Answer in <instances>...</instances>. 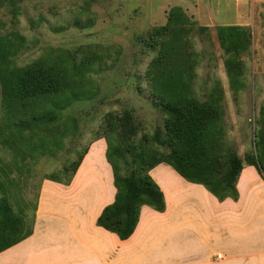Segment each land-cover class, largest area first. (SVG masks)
<instances>
[{
    "label": "rangeland",
    "instance_id": "rangeland-1",
    "mask_svg": "<svg viewBox=\"0 0 264 264\" xmlns=\"http://www.w3.org/2000/svg\"><path fill=\"white\" fill-rule=\"evenodd\" d=\"M174 7L182 8L190 21L186 36L195 64V95L203 102L215 88L222 91L225 114L219 128L244 159L255 149L264 124V0H0V39L7 37L0 43V126L9 124L10 68L37 62L57 67L76 83L70 92L83 91L68 100L62 127L52 132L54 141L62 140L55 156L26 154L17 170L13 152L0 144V166H10L14 181L8 197L16 214L23 210L28 215L29 225L41 183L63 168L72 169L91 142L103 136L107 114L130 111L137 128L134 141L145 136L159 146L153 140L156 131L166 141L167 114L150 97L146 71L157 54L149 49V37L166 27ZM228 25L245 27L250 37L249 52L237 63L238 84H233L217 39V27ZM168 147L161 149L169 152Z\"/></svg>",
    "mask_w": 264,
    "mask_h": 264
},
{
    "label": "trees",
    "instance_id": "trees-1",
    "mask_svg": "<svg viewBox=\"0 0 264 264\" xmlns=\"http://www.w3.org/2000/svg\"><path fill=\"white\" fill-rule=\"evenodd\" d=\"M189 22L182 8L174 7L166 27L155 29L149 37V49L157 54L148 66L146 78L152 101L167 114L164 121L166 141L161 138L160 131H156L153 139L159 146H153V141L145 136L134 141L137 128L130 111L123 115L107 114L103 136L97 138L106 140V158L112 167L117 190L115 201L104 208L97 226L123 241L134 233L143 206L157 212L165 211L164 195L150 176V171L159 164H167L188 182L202 185L220 202L239 200L237 183L246 166L255 167L264 179V124L261 123L257 131L255 149L242 159L228 145L226 134L219 128L220 118L225 114L222 91L215 88L203 102L195 95L192 86L195 64L186 36ZM199 28L208 30V27ZM216 33L227 56L226 67L233 77V84H238L240 81L236 79L241 75L237 65L239 56L248 53L250 48L248 31L239 25H228L217 27ZM4 40L7 37L0 39V43ZM186 63L188 67H185ZM235 65L237 72H234ZM10 71L7 79L10 107L9 116H6L9 124L5 128L0 126V144L13 152L12 164L19 170L18 160L25 161L26 154L32 158L37 153L55 156L62 140L54 141L52 132L60 131L59 121L68 100L83 91L70 92L68 89L76 83L66 80L57 67L37 62L26 68H10ZM261 121L264 123V107ZM162 146H169L171 150L163 151ZM87 152L88 148L74 162L72 169L63 168L45 179L69 185ZM5 164L0 166V253L32 234L37 209L36 203L30 225L23 210L20 215L14 212L8 197L9 188L14 184L12 170ZM61 174L66 178H61Z\"/></svg>",
    "mask_w": 264,
    "mask_h": 264
},
{
    "label": "crops",
    "instance_id": "crops-1",
    "mask_svg": "<svg viewBox=\"0 0 264 264\" xmlns=\"http://www.w3.org/2000/svg\"><path fill=\"white\" fill-rule=\"evenodd\" d=\"M106 152V140H94L69 185L41 183L32 234L0 253V264H264V180L255 167L240 174L239 200L220 202L157 165L150 176L165 211L143 206L123 241L97 226L117 193Z\"/></svg>",
    "mask_w": 264,
    "mask_h": 264
},
{
    "label": "built area",
    "instance_id": "built-area-1",
    "mask_svg": "<svg viewBox=\"0 0 264 264\" xmlns=\"http://www.w3.org/2000/svg\"><path fill=\"white\" fill-rule=\"evenodd\" d=\"M217 257H218V258H222V255L220 254V255H218Z\"/></svg>",
    "mask_w": 264,
    "mask_h": 264
}]
</instances>
